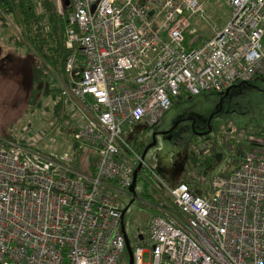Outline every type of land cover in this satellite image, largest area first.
<instances>
[{
  "label": "built area",
  "instance_id": "2783aa9c",
  "mask_svg": "<svg viewBox=\"0 0 264 264\" xmlns=\"http://www.w3.org/2000/svg\"><path fill=\"white\" fill-rule=\"evenodd\" d=\"M51 1L70 54L47 83L71 115L72 141L96 156L82 173L71 153L44 156L0 137V264H120L121 208L108 182L130 186L121 156L141 167L123 127L152 126L183 93L221 92L257 74L264 0H220L228 16L205 37L191 26L208 22L200 0H71L67 14ZM168 193L176 217L155 206L147 262L135 246L131 264H264V153L246 154L209 196L186 182Z\"/></svg>",
  "mask_w": 264,
  "mask_h": 264
},
{
  "label": "rangeland",
  "instance_id": "374dc122",
  "mask_svg": "<svg viewBox=\"0 0 264 264\" xmlns=\"http://www.w3.org/2000/svg\"><path fill=\"white\" fill-rule=\"evenodd\" d=\"M33 1L38 5L39 0ZM200 1L208 22L192 18L191 26L199 37H205L210 35L211 26L218 27L226 20L228 10L220 0ZM9 33L0 26V137L24 141L40 155L59 156L65 151L72 157L74 141L62 128L70 121L52 118L53 99L44 88L31 98L35 59L24 47L15 46L8 39ZM63 112L71 117L66 107ZM122 138L141 159V167L133 183L135 197L116 181L108 182L121 208L124 248L120 264H128L135 246L143 248L141 259L146 263L145 251L151 245L146 227L157 212L155 206L162 203L171 218L178 212L169 203L168 189L186 182L195 193L209 196L214 184L224 180L246 154L264 153V59L258 73L246 83L221 92L183 93L171 100L154 125L123 127ZM214 155L217 160L210 163ZM131 159L118 158L123 172L132 176Z\"/></svg>",
  "mask_w": 264,
  "mask_h": 264
},
{
  "label": "trees",
  "instance_id": "16d2710c",
  "mask_svg": "<svg viewBox=\"0 0 264 264\" xmlns=\"http://www.w3.org/2000/svg\"><path fill=\"white\" fill-rule=\"evenodd\" d=\"M62 1L63 14H67L71 10V0ZM65 25L64 16L57 13L51 0H39L38 7L33 0H0V26L10 31L8 39L15 46L24 47L35 59L31 68V98L44 88L53 99L52 118L59 122L67 119V115L63 112L59 90L49 85L46 78L49 71L61 75L63 64L70 54L63 46ZM62 128L70 134L69 125ZM71 148L73 155L70 166L79 172L91 174L96 156L94 149L76 142L71 143ZM216 160L214 155L210 163ZM142 194L146 196L145 191Z\"/></svg>",
  "mask_w": 264,
  "mask_h": 264
},
{
  "label": "water",
  "instance_id": "95a60500",
  "mask_svg": "<svg viewBox=\"0 0 264 264\" xmlns=\"http://www.w3.org/2000/svg\"><path fill=\"white\" fill-rule=\"evenodd\" d=\"M64 3H65V2H64ZM225 91H226V89H225ZM144 152H145V151H144ZM144 152H143V153H144ZM142 156H143V154H142ZM142 156H141V157H142ZM139 168H140V163H138V164L136 165L135 169L133 170V173H132V179H131V184H130V186L128 187V191H129L130 194H132V195H133V183H134V181H135L136 173L138 172ZM133 196H134V195H133ZM134 197H135V196H134ZM138 239H141V236H140V235H138ZM128 264H131V253H129Z\"/></svg>",
  "mask_w": 264,
  "mask_h": 264
},
{
  "label": "crops",
  "instance_id": "0c3cea01",
  "mask_svg": "<svg viewBox=\"0 0 264 264\" xmlns=\"http://www.w3.org/2000/svg\"><path fill=\"white\" fill-rule=\"evenodd\" d=\"M160 213H162V212H160L159 210H157V212L155 213V214H160ZM163 213H165V212H163ZM165 215V214H164Z\"/></svg>",
  "mask_w": 264,
  "mask_h": 264
}]
</instances>
